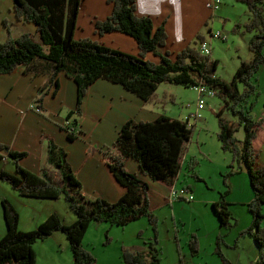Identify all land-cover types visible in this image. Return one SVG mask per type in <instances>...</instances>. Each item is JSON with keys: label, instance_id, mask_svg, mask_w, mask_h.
<instances>
[{"label": "trees", "instance_id": "obj_1", "mask_svg": "<svg viewBox=\"0 0 264 264\" xmlns=\"http://www.w3.org/2000/svg\"><path fill=\"white\" fill-rule=\"evenodd\" d=\"M79 1L11 0L15 18L31 21L38 39L29 31L1 38L0 73L10 72L18 65L26 68L33 65V70L40 67L43 72H47V83L38 87V94L34 97L39 107L40 100L50 86V93L55 94L59 72L70 77L74 84V99L72 107L65 113V119L80 113L82 95L86 87L97 78L119 83L142 100H159L155 90L159 82L190 86L201 81L212 88L222 102L215 112L218 126L216 137L221 148L231 154V161L227 164L229 169L223 173V178L236 171L231 168V162L235 161L237 169L244 168L252 192V197L246 202L250 213L249 223L237 231L232 244H235L240 235L248 234L257 252L252 263L264 264V225L260 224V205L264 203V163L258 161L257 148L254 146L256 131L264 116L259 119L252 118L242 105L247 93L256 92L252 82L253 73L263 59L261 48L264 44V0H241L246 4L247 18L235 22L231 30H251L247 47L252 52V57L247 61L240 60L229 81L214 73L217 60L198 49V43L210 35L209 26L205 28L206 36L197 31L171 58L167 51H160L165 41V31L161 24L153 26L148 15L137 14L134 0H109L111 10L104 18L94 20V31L101 34L117 30L130 35L137 47L136 53H130L88 36L73 37L72 30ZM148 51L158 55L159 59L153 61L145 57ZM236 81L241 82V90L237 88ZM224 108L236 115L242 125L241 139H236L233 123L222 115ZM70 121L76 123L75 117L72 116ZM62 123L58 122L57 125L65 132V136L68 139L75 138L76 132L66 130ZM192 127V122L186 116H170L162 111L148 120L133 117L125 119L119 125L111 143L113 150L104 153L107 168L116 182L123 187L121 194L113 200L82 194L80 181L66 158L64 148L52 139H47V161L56 167L57 178L51 177L45 167L36 173L22 166L19 158L25 151L0 144V150L3 149L13 163L12 171L0 169V179L8 182L11 188L23 196L57 198L62 194L67 206L75 213V218L66 223L52 211L33 228L22 230L17 224L18 212L15 206L7 197L1 196L0 206L5 231L0 236V264H38L32 242L53 230L64 233L72 264H92L94 258L81 242L88 224L106 221L124 225L140 216H144L149 223L152 239H144L141 249L121 246V260L123 264H158L159 252L155 236L157 219L148 208L147 183L135 172L125 169L123 159L133 158L142 174L168 185H173L183 164L191 171L190 175L195 180H200L202 177L194 170L195 158L190 156L185 161L183 156L184 144L190 137ZM183 186L189 190L187 184ZM225 191H221L218 199L210 203V208L223 229L235 222L227 207V201L223 198ZM222 235L221 231L216 232L212 252L217 255L220 264H231L220 249ZM188 246L190 253L197 250L193 233L188 239ZM173 264H182L180 255Z\"/></svg>", "mask_w": 264, "mask_h": 264}, {"label": "crops", "instance_id": "obj_2", "mask_svg": "<svg viewBox=\"0 0 264 264\" xmlns=\"http://www.w3.org/2000/svg\"><path fill=\"white\" fill-rule=\"evenodd\" d=\"M10 6L11 0H0L1 38H5L6 36L13 37L22 31H29L34 34V24L31 22L16 19ZM220 9L221 7L212 9L207 0H134V10L137 14L148 15L153 26H156L158 24H161L163 26V29L165 31V41L161 46L160 51H167L168 56L171 58H173L176 51L185 46L193 38L194 34L197 31L202 32L206 36V26H209V24L211 23L213 24V22L215 23L216 20H220V22L223 24L225 22V17L221 16ZM110 10L111 2L109 0H80L77 6L74 27L72 30L73 37L88 36L97 39L98 41L108 46L118 48L130 53H136L137 47L134 39L130 35L117 30L106 31L101 34L94 31V20L104 18L110 12ZM8 25L14 26V28L12 29V34L8 29ZM248 37L249 35H244V39L246 42ZM145 57L153 61H157L159 59L158 55L153 54L149 51L145 53ZM242 60L246 61L243 58ZM32 67L33 65H29L27 68L23 65H18L10 72H5V75H0V100L4 99L3 95H6L8 86H11V88L17 87L18 90H21L20 86L24 87L27 84V88L34 86L32 87L34 88V90H31V92L29 91L30 94L25 96V100L22 104H19L14 100H9L12 103V106L11 104H6V107L1 108L2 117L0 118V144H3V142H7L6 145H8L10 148L24 150L25 154L19 158V163L22 166L36 173H39L40 169L42 167H45L51 177L57 178L58 172L57 170H55L56 167L48 163L47 161V139H52L56 144L62 146L64 149L68 148V141L75 140L78 142L79 148L77 150V155L74 157L75 166L71 159H69L70 162L68 159L67 160L74 174L80 181L81 193L89 197L101 196L108 200L115 199L118 195L121 194V192L123 191V187L116 182L113 175L107 168L105 164L104 153L107 150H113V147L110 146L116 135L119 125L128 117L142 120L152 119L160 111L165 113L164 108H161V110L159 111L155 107H149V103L157 104V102L154 99L142 100L129 90L122 87L119 83L112 82L103 78H97L86 87L84 94L82 95L80 102V113L78 115H72L76 119L78 131L76 132L75 138L68 139L65 136V132L60 129L57 124L58 122H61V118H64L68 108L72 107L74 99V84L70 77L63 74V76L66 77V83L60 84L58 80V87L54 95H52L49 91L52 86L49 87L46 94L40 100L41 111L37 113H42V115H50L52 121L56 123L57 129L63 133V137H54L49 134L50 126L48 125L47 121V125H41L38 123L34 125L32 123L26 122L25 120H22L21 117V120H19V122L18 119L14 118V115H16L17 117L18 114L20 116H23L22 114L28 108L32 110V108L29 107V101L31 99H34V97L38 94V87L43 83L45 86V84L47 83L48 74H46L45 71L43 72L40 67L36 70H33ZM59 75H61L60 72L57 74V78H59ZM3 76H5L6 78H10L11 83L7 84L8 81H2ZM12 81H15V85L12 84ZM162 93L165 94V89L162 90ZM26 103L28 106L26 105ZM34 103L37 104L36 101H34ZM221 104L222 103L219 102L218 107H220ZM63 105L66 106L64 110H62ZM15 107L21 109L22 111H16ZM4 115L9 116V118L4 119ZM167 115L173 116L171 114ZM183 115L184 117L186 116L188 118V121L192 122L193 125L195 124L196 118L200 116H190L192 118L190 119L187 115ZM263 116L264 108L263 111H260L258 116L255 118L259 119ZM229 122L232 121L229 120ZM200 127L202 128L203 126ZM7 134L8 138H6ZM77 135L79 136L80 140L76 139ZM263 141L264 119L262 120L260 127L256 131L254 146L258 148L260 145H262ZM92 142L95 143L96 149L93 147ZM188 142L189 140L186 142L184 148L185 150L183 152L184 159L187 157V155L190 156V154H188ZM263 147L264 145L260 146L261 150L263 149ZM65 151L67 152V150ZM202 155L204 156L205 154L203 153ZM0 157L3 160L8 158L4 150H0ZM123 166L129 171L135 172L137 176L146 181V198L148 201V208L156 216L157 220L158 217L154 213L153 208L161 209L163 206L168 204L169 209L173 212V207H175L176 201L179 199H168V189L170 185L162 182L161 180L151 179L147 175L142 174L138 168L136 161L131 157H126L124 159ZM0 169H7V171H12L13 166L8 167L3 165L2 167H0ZM182 170L186 173L184 175V180H181L180 183L176 184L175 182L181 174ZM242 170L243 169L241 167L239 168L238 172H236L237 179H235V175H232V177H228L229 186L231 187L230 189H236L238 192H241L239 193L240 196H237L235 198L236 200H232L231 202H246L252 197V192L248 184L246 174H243ZM240 174H242V176ZM176 180L173 183V186L175 187L184 184L188 185L189 191L192 194V199H190L192 201L197 202V200H200L210 207V203L218 199L217 195H215L214 193L209 194L202 190L199 191L196 186L197 182L199 181L189 176L185 167H182L180 169ZM1 196L7 197L12 203L14 200H17L23 205H26L27 208H30V211L27 209V214L22 217L21 222L18 221V226L22 230H26L35 226L48 213L52 211L57 212L55 208L45 207L44 205L41 206L40 209H36V200L31 198L23 199L17 195H14L13 193L10 194L8 192L0 194V197ZM47 199L49 198H46V200ZM39 202L45 201L41 200ZM49 203L51 204V202ZM227 207L229 209L228 205ZM173 217L174 215L171 214V223L173 227L175 226L176 230L177 227L175 221L173 220ZM132 221L121 225V236L123 237L122 239H124L123 234L125 233L124 226L131 223ZM89 224L86 227L84 234H86V232H88L89 230L99 231L100 233L101 231L103 232L105 230L108 233L112 225H114L106 221L92 222ZM237 225V220H235L234 224L226 228H233V234L231 236L235 235L239 229L244 227ZM138 230L141 231V229ZM4 231L5 227L1 224L0 236ZM219 231L220 226L217 222L214 230L211 231L213 234L212 241L214 240L216 232ZM56 232L57 230H53L49 234H55ZM176 235L177 231H175V238L177 242V247L175 249L177 253L176 256L178 257V255L181 256V253L183 255V249L181 250L179 245V237ZM245 235L248 236V234ZM195 237L197 248L200 251L199 241H197V237L198 240H200L201 234L197 233ZM173 241H175V239H173ZM225 241L227 240L225 239ZM124 245L129 246L130 244ZM131 246L133 248L135 247L141 249L143 248V242L138 240L134 244H131ZM254 247L255 245L252 241V243L250 244V251H248L247 255V257L251 258V261L254 260L257 253ZM197 253L198 251L190 253V256L197 255ZM228 257L231 260L230 256ZM176 260L177 259L168 260L169 262H167V264H173L176 262ZM195 263L200 264L201 262H197V260L195 259Z\"/></svg>", "mask_w": 264, "mask_h": 264}, {"label": "rangeland", "instance_id": "obj_3", "mask_svg": "<svg viewBox=\"0 0 264 264\" xmlns=\"http://www.w3.org/2000/svg\"><path fill=\"white\" fill-rule=\"evenodd\" d=\"M215 6L217 8L221 7L220 14L221 16L225 17V22L222 24L220 20H216L215 23L213 22V24H209L210 29L218 32V35L215 34V36H211L208 39L210 49L208 54L211 58H215L217 60L215 68L213 69L214 73L224 80L229 81L233 75L234 69L236 68L240 60H242L243 58L247 61L252 57V52L248 49L247 42L244 39V35H251V30H231V27L235 22L246 20L248 11L246 9V4L241 0H219V2H217ZM13 28L14 26L8 25V29L11 34ZM222 34H224V37L222 36ZM1 37L2 36L0 35V39ZM33 37L35 39H38L35 33ZM261 53L263 59L258 63L257 68L253 73L252 79L256 92L254 93V91H251L247 93L244 96L245 99L242 101L243 108L248 110V113L252 118L257 117L259 112L263 111L264 44L262 45ZM45 73L47 74V72ZM0 75H5V73H0ZM58 80L60 84L66 83V77L63 76V73L59 75ZM2 81H8L7 84L11 83L10 78H6L5 76H3ZM12 84L15 85V81H12ZM236 85L239 90L242 89L241 82L236 81ZM27 86L28 84L24 87L20 86L21 90H18L17 87H7L6 95H3L4 99L0 100V118L2 117L1 108L6 107V104H11L12 106V103L9 100H14L19 104H22L25 100V96L29 95L31 90H34V88H32L34 86H31L29 88H27ZM163 88L165 89V94L162 93V90H164ZM156 95L159 98V100H156L157 104L149 103V107H155L159 111L161 110V108H164L166 114H171L173 116H179L182 118L184 117L183 114H185L190 119H192L191 112L195 111L194 108L196 106L197 98L196 91L192 88V86H184L182 84L173 82H159ZM200 97L202 98V107L198 109L200 116L196 118L195 124L193 125L191 130V137H189L188 139V154L195 158L194 170L198 173L199 176L202 177V179L198 180L199 182H197L196 184L197 189L199 191H205L209 194L214 193L215 195H217V198L219 197V193L221 191L226 190L223 193V198L225 201H227V205L229 206L231 214L233 215L235 220H237V226L245 227L249 223L250 219V213L246 208L247 201L231 202L232 200H236L235 198L237 196H240L239 193H241L236 189L231 190L228 182L229 176L232 177V175H235V179H237L236 172H238L239 169H237L235 161L231 162V168L233 170H236L235 173L233 171L228 176H224L223 178V173H225V171L229 169V166L227 164L231 161V154L228 150L221 148L220 141L216 137L218 126L215 112L218 108V103L221 102V100L215 94L207 95L205 93H201ZM29 102L34 103V99H31ZM65 108L66 106L63 105L62 110H64ZM15 110L19 111L21 109L15 107ZM22 115L23 116H20L18 114L17 117L16 115H14V118L18 119L19 122V120H21V117L22 120H25L26 122L32 123L34 125L36 123L47 125L48 122V125L50 126L49 134L54 137H63V133L57 129V125L52 121L50 115H42V113L37 114L29 108L26 109V111ZM222 115L226 119L232 121L235 127L233 134L236 139H241L243 136V128L242 125L238 122L237 116L232 114L228 109L225 108L222 110ZM6 118H9V116L4 115V119ZM71 118L72 117L70 116L68 119L70 120ZM60 121V123H62L63 118H61ZM74 125L77 124L74 123ZM200 126L203 127L201 128ZM8 134L6 138H8ZM76 139H79L78 135ZM68 143V148L64 150H67V152L65 151L67 154V159H71L75 166L74 157L77 155V150L79 149L78 142L72 140L68 141ZM3 144L6 145L7 142H3ZM92 145L96 149V145L94 142H92ZM185 145L186 143L184 144V148ZM262 145H264V141L262 142ZM260 146L256 151L257 159L259 162L264 163V147L261 150ZM203 153L205 154L204 156L202 155ZM190 156L187 155L185 161ZM125 158L126 157H124V159ZM3 165L11 167L13 166V163L9 158L3 160L0 157V167H2ZM182 167L185 166L183 165ZM242 169V173L246 174L243 167ZM187 173L189 174V176H191L190 170H187ZM185 174L186 173L182 170L175 183L178 184L181 182V180L183 181ZM240 175L242 176V174ZM4 192H8L10 194L13 193L14 195H17L23 199L31 198L36 200V209H40L43 205L45 207L55 208L58 213L56 211L55 212L59 215L63 222H71L75 218V213L67 206L62 194L57 198H49L47 200L46 198L41 197H31L23 195L21 196L15 190H13V188L10 187L8 182L0 179V194H3ZM38 199H41L45 202H39L41 200ZM178 199L179 200L177 201L175 200L176 204L175 207H173V212L169 209L168 204L163 206L161 209L153 208L154 213L158 217V220L156 222L155 235L156 246L159 252L158 264H167V262H169L168 260L177 259V253L175 249L177 242L173 241V239H175V231H177L176 236L179 237L180 248L181 250L183 249V255L181 253L180 256L182 264H196L195 259L197 260V262H201L200 264H220L217 255L212 252L214 240L212 241L213 234L211 231L214 230L215 225L217 224L216 215L209 207V205L207 206V204H204L200 200H197L196 202L192 200H184L181 198ZM49 202H51V204ZM13 204L18 212V221L21 222L22 217L27 214V209L30 211V208H27L26 205H23L17 200H14ZM260 211L262 213L260 224L264 225V203H261ZM171 214L174 215L173 220L175 221L177 227L176 230L175 226L173 227L171 223ZM1 224L4 225L0 206V225ZM124 227V239H122L123 237L121 236V225L119 226L117 224L112 225L108 233L105 230L103 232L101 231V233L99 231L89 230L82 236L81 242L83 247L86 248L94 258L92 264H123L120 257L121 246H125L124 244H130L129 246L132 247L131 244H134L138 240L143 241L144 239H152V230L144 216L138 217L136 220L132 221ZM138 229H141V231H139ZM230 229L220 228L221 233L223 232L222 242H220L221 251L226 257L230 256L231 260H229L231 264H253L251 258L247 257L248 251H250V244L252 243L251 237L245 234L240 235L235 241V244H232L234 238L233 236H235L236 234L234 233L235 235L231 236L233 234V228L231 230ZM192 233L194 235H197V233L201 234L200 240H198L197 237V241H199L200 251L197 248L196 252L198 251V253L194 256H190L188 246V239L190 237V234ZM105 236H108L107 239L105 238ZM225 239L227 241H225ZM32 248L34 251L35 261L38 264H72V257L68 242L65 238L64 233L60 230H57L55 234L45 235L42 238L34 240L32 242ZM254 249L256 250V246L254 247Z\"/></svg>", "mask_w": 264, "mask_h": 264}, {"label": "built area", "instance_id": "obj_4", "mask_svg": "<svg viewBox=\"0 0 264 264\" xmlns=\"http://www.w3.org/2000/svg\"><path fill=\"white\" fill-rule=\"evenodd\" d=\"M207 2L210 4L211 8L214 9L216 7L215 6L216 3L219 2V0H207ZM215 34L218 35V32L210 30V35H208L206 39H204L198 43V49L200 50V52H202L204 54L209 53L210 49H209L208 39L211 36H215ZM222 36L224 37V34H222ZM190 86H192V88L196 91V94H197L196 106H195L196 110L194 112H191V116L197 117L200 115L198 109L202 106V98L200 97V94L205 93L207 95H213L214 93H213L212 88H210L206 84L202 83L201 81H198V82H196ZM29 107L32 108L36 112L41 111V108L35 103H30ZM62 125H64L65 129L68 131L77 132V127H76L77 125L72 124L71 121L67 118L66 119L64 118ZM174 198H181L184 200H190V199H192V194L183 185L177 186V187L170 185V187L168 189V199L172 200Z\"/></svg>", "mask_w": 264, "mask_h": 264}]
</instances>
